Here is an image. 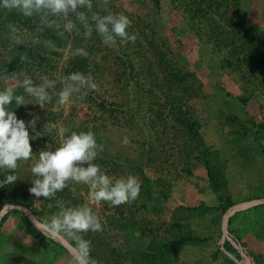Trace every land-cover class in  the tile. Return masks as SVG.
I'll use <instances>...</instances> for the list:
<instances>
[{
	"label": "rangeland",
	"instance_id": "1",
	"mask_svg": "<svg viewBox=\"0 0 264 264\" xmlns=\"http://www.w3.org/2000/svg\"><path fill=\"white\" fill-rule=\"evenodd\" d=\"M105 2L109 14L129 17L132 23L127 31L137 38L124 44L117 37L115 44H106L100 34L88 36V28L78 26L82 32L77 31V36L83 41L77 54L86 53L96 41L88 56L91 72L85 77L97 85L95 89L69 79L66 72L69 59L77 55L72 51L74 42H79L74 40L76 35H71L66 49L46 44L49 63L40 68L22 60L25 56L17 60L16 52L21 44L30 45L37 30L13 25L0 31L4 45L0 47V90L11 88L14 96H23L24 102L16 104L14 112L25 122L32 148L28 160L17 162L19 188L14 186L12 191L33 204L7 203L0 209V217H5L0 222V264H76L73 238L80 232L61 230L66 248L60 237L43 231L44 223L62 219L63 212H44L45 196L30 192L40 178L31 168L41 152L63 145L68 131L63 129L71 135L95 126L100 128L97 136L102 146L93 162L103 172L113 178L134 175L142 183L146 175L152 180L154 197L165 194L158 202L140 195L126 202L125 219L118 217L110 202L94 201L90 184L68 180L67 210L90 207L102 225L101 230H91L97 237V264H225L226 259L239 264L229 253L232 247L246 251L251 264H264V204H248L264 200V64L258 63L255 51L264 57V0H159V7L155 0ZM74 13L81 11L55 15L68 26ZM158 50L172 67L195 74L194 95L182 91L183 108L197 120L199 135L210 151V165L225 183L222 191L234 200L224 212L212 209L217 197L201 153L189 152L181 129L169 121L172 115L161 105L166 77ZM14 61L22 67L7 73ZM25 80L38 90L43 87V101L26 91ZM71 86L79 90L61 104L60 91ZM101 98L109 106V115L92 101ZM77 164L87 167V163ZM235 206L240 208L229 218ZM193 207L199 210H187ZM187 232L202 238V243L178 246L163 261L154 259L159 248Z\"/></svg>",
	"mask_w": 264,
	"mask_h": 264
},
{
	"label": "clouds",
	"instance_id": "2",
	"mask_svg": "<svg viewBox=\"0 0 264 264\" xmlns=\"http://www.w3.org/2000/svg\"><path fill=\"white\" fill-rule=\"evenodd\" d=\"M92 8V0H0V8L7 10H19L25 16H32L42 9H48L52 13H64L75 10L78 6ZM80 19L85 20L83 13ZM96 31L103 38L106 44H115L119 37L121 43L127 44L129 41L135 42L136 35L130 34L127 29L132 21L123 14H108L106 16L95 15ZM72 23L68 28H73ZM91 36V26L87 33ZM69 79L79 81L82 85H88L95 89L97 85L81 73H73ZM26 91L39 96L40 100L45 99L43 87L39 90L32 86L31 80H25ZM79 89L75 86L65 88L59 93L61 104L70 100L73 91ZM15 99L17 104L24 102L23 96H14L11 88L0 90V168L15 170L18 160H28L32 154L29 132L23 120L17 119L15 112L9 111L8 106ZM67 131V129H63ZM127 143V139L124 141ZM99 145L95 134L92 131L72 132L66 136L61 147L55 151H43L39 161L31 168L34 175L40 177L34 181L35 186L30 192L36 197L55 194L62 191L70 178L76 182L90 184L91 198L97 203L108 201L113 206H118L126 202H131L138 198L141 190V181L134 175L124 178H113L101 170L99 164L94 163L98 155ZM102 148H100V151ZM87 163V167L77 164ZM17 180L15 174H7L0 180V186L10 184ZM62 219L53 218L50 223H44L41 227L45 233L52 237H60L62 229H74L77 232H87L89 230H101V223L90 207L80 209L65 210ZM71 234V233H70ZM77 247L75 249L76 264H97V261L90 256V241L75 237Z\"/></svg>",
	"mask_w": 264,
	"mask_h": 264
},
{
	"label": "trees",
	"instance_id": "3",
	"mask_svg": "<svg viewBox=\"0 0 264 264\" xmlns=\"http://www.w3.org/2000/svg\"><path fill=\"white\" fill-rule=\"evenodd\" d=\"M157 6L159 7V0H155ZM107 6H109V3H106L105 0H92V8L89 9L86 5L85 6H78L74 11H81V13L84 14L85 20L80 19V14L74 13V15H69L71 23H73L74 27L69 29L66 21L64 19H58L56 18L55 13H52L48 9H42L37 13H34L32 16H25L22 12L19 10L13 9V10H7L4 8H0V31L2 30H9L11 26L15 27H23L27 26L28 30H37L35 32V39L30 41V45H22L17 49V60L21 58V56H25L22 58V60H29L31 63H36L40 68L47 67L49 60H46L45 49L47 48L46 44L52 43L56 44L58 48L66 49L69 46L71 35H76L74 40L79 42H74V48L72 46L73 53L80 50L82 48L81 42L83 41V37L77 36L78 32H82L79 30L87 29L89 26L94 30L92 31L93 34L98 35L99 33L96 31V21L93 19L95 15L100 16H106L109 13L107 9ZM79 9V10H78ZM71 11L69 10L68 13L71 14ZM92 12V13H91ZM67 13V14H68ZM87 13H91V16H88ZM196 15H202L203 11H196L194 13ZM55 16V17H54ZM73 16V17H72ZM86 19H88V23L86 22ZM76 23V25H75ZM78 26H80V29L77 30ZM36 27L38 29H36ZM245 29V26H243ZM70 30V31H69ZM246 30V29H245ZM84 31L83 33H85ZM72 33V34H71ZM222 36V35H220ZM2 42V41H1ZM219 42V41H218ZM3 44V42H2ZM0 44V47L4 46ZM45 45V46H44ZM151 45V44H149ZM96 46V41H92L89 44V47L87 48L86 53H78L76 56L69 59L67 63V69L66 72L69 75L73 73H81L84 75V77H87L89 73L91 72V66L89 63V53L92 52V49ZM231 46V43H230ZM86 47V46H85ZM256 59L258 60V63L260 65L264 64V57L263 53L259 51L256 48ZM57 52H54L56 55ZM157 53L160 56V67L162 71L165 72V101L161 105L164 107V109H167V112L172 115L171 118H169V121H174L178 124L179 129H181V134L184 138V145L189 147V152H195L199 151L201 153V162L202 165L207 173L208 182L211 187V190L216 195L217 199V205L214 206V208L218 209L221 212H224L226 208L234 203L233 198L226 194L223 190V186L225 187V183L221 182L212 169L210 162L208 160V156L210 155L209 149L205 147L201 136L199 135L198 126H197V120L193 118L192 112L190 109H184L183 105V98L185 97L182 91H184L187 95L193 96V81L195 74L190 71H182L180 68L172 67L168 64L167 61L163 59V55L158 50ZM161 54V55H160ZM45 56V57H44ZM163 59V60H162ZM21 62V61H20ZM19 62V63H20ZM27 63V62H26ZM13 66L10 70H7V73H11L14 70H19V68L22 67V63L19 65L16 61L11 64ZM189 96V97H190ZM100 100L101 102H99ZM97 101L95 99H92L94 103L97 105V109L102 114H110L109 106L107 105L106 101L101 98ZM16 101L13 99L11 103L6 106L9 110V108H12V111L14 112ZM112 112V111H111ZM162 117V116H161ZM161 120L164 123H167V119L164 117L161 118ZM67 129V128H66ZM69 131V129H67ZM87 131L94 132L95 138L97 141V144L99 146H102L100 137L97 136L100 128L98 126H95L93 129L89 130L88 128L84 129ZM83 130V131H84ZM67 131L66 136H69V132ZM145 152V150H144ZM145 153H142L141 158L143 159ZM149 155L146 154L147 160H149ZM17 168L15 170L7 169V168H0V180H3L7 174H15L17 173ZM145 183L141 184V190L139 195L146 197V199L151 202L152 200L158 202L161 200V198H164V195H161L160 197H154V187L152 188V180L146 175H144ZM66 187L62 191H57L55 194L50 195L48 197H45L44 203L42 204V208H44V212L51 213L56 215L58 211H65L67 209H70V206L66 203V200L70 197V183L66 181ZM14 186L19 188V183L17 181H14L10 184H5L0 186V209L7 203H23L27 206H32V201H28L27 199H21L18 194H16L17 191H12L14 189ZM12 195V197H11ZM112 205V204H111ZM125 203L113 206L115 208V213L120 218H125V215L123 213V207ZM72 209V208H71ZM189 211H195L199 210V208H190L187 209ZM40 214H43V211L40 212ZM183 214V212L181 213ZM26 228H29L28 230L32 231L28 225H25ZM34 232V231H33ZM32 233V232H31ZM77 237V236H76ZM78 237L84 240L90 241V256L92 259L96 260L100 257H98V252H94V245L97 243V237L94 235V233L89 230L87 232H80ZM75 242L77 240L75 237L73 238ZM203 239L200 238L197 235L191 234L190 232H187L186 234H178L173 241L165 248H159L156 252V255L154 256V259L156 261H163L165 256H167L168 252L171 250H176L178 246H184V245H197L198 243H202ZM229 243V242H228ZM230 244V243H229ZM231 245V244H230ZM232 247V246H231ZM149 249H146L148 251ZM144 251V252H146ZM246 252V251H245ZM231 256H234L236 258L239 257V253L236 250V248L232 247V249L229 251ZM247 254V252H246ZM225 264H232V262L228 261L227 259L224 261Z\"/></svg>",
	"mask_w": 264,
	"mask_h": 264
},
{
	"label": "water",
	"instance_id": "4",
	"mask_svg": "<svg viewBox=\"0 0 264 264\" xmlns=\"http://www.w3.org/2000/svg\"><path fill=\"white\" fill-rule=\"evenodd\" d=\"M248 204H250V205H260V204H264V200H261V201H253V200H250L249 202H248ZM238 208H240V206H235L234 207V209H231V213H230V215H229V218L233 215V213L235 212V211H237V210H239ZM22 211L23 212H29L27 209H22ZM3 218H5L4 216H2V217H0V222L1 221H3L4 219ZM60 242H61V244L62 245H64L66 248H67V246H66V244H65V242H64V240L60 237ZM249 254H247V256H248ZM248 258L250 259V255L248 256Z\"/></svg>",
	"mask_w": 264,
	"mask_h": 264
},
{
	"label": "bare ground",
	"instance_id": "5",
	"mask_svg": "<svg viewBox=\"0 0 264 264\" xmlns=\"http://www.w3.org/2000/svg\"><path fill=\"white\" fill-rule=\"evenodd\" d=\"M238 251V250H237ZM239 257L236 258L232 256L239 264H251L250 259L248 258L246 252L243 250L242 252L238 251Z\"/></svg>",
	"mask_w": 264,
	"mask_h": 264
}]
</instances>
